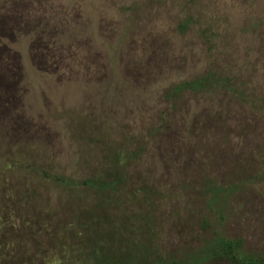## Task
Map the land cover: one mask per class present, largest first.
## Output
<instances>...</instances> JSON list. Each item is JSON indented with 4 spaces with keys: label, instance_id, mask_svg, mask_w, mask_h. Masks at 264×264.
<instances>
[{
    "label": "rangeland",
    "instance_id": "obj_1",
    "mask_svg": "<svg viewBox=\"0 0 264 264\" xmlns=\"http://www.w3.org/2000/svg\"><path fill=\"white\" fill-rule=\"evenodd\" d=\"M210 71L236 90L171 93ZM113 167L124 179L107 207L155 257L183 262L220 233L264 254V0H0L9 244L46 214L50 240L94 205L88 191L33 186L32 171Z\"/></svg>",
    "mask_w": 264,
    "mask_h": 264
},
{
    "label": "trees",
    "instance_id": "obj_2",
    "mask_svg": "<svg viewBox=\"0 0 264 264\" xmlns=\"http://www.w3.org/2000/svg\"><path fill=\"white\" fill-rule=\"evenodd\" d=\"M187 24L189 22L183 25L187 26ZM219 86H224L230 91L236 90L233 86L231 88L227 78H219L216 72L210 71L191 80L182 81L174 85L170 91L174 95H180L187 90L204 92ZM32 172L35 174L33 186L65 189L72 197L88 191L93 197L94 205L88 206L91 209L84 214V218L78 219L76 226L63 232L61 230L46 232L51 237L50 240L44 236L45 229L42 225L47 222V214L37 219L36 223L32 221L27 225L24 233L18 231L15 233L17 238L13 243L18 244L16 247L15 244H9L12 242L6 237L5 226L3 231L0 230V233H3L0 235L1 262L7 264H202L211 260H222L227 264H264V254L246 250L242 238L228 237L221 233L211 238L196 257L185 258L183 262L167 260L159 255L155 257L152 243L148 242L149 240L141 244L137 243L129 223L111 214L112 210L107 207L116 192L121 190L124 179L123 173L116 167L80 180L45 168H38ZM26 191L36 193V187ZM35 197L37 199L38 196H32L30 199L33 200ZM30 199L26 201L29 207ZM138 218L141 221L140 226L149 231L151 227L142 224L143 216L138 215ZM23 220L27 221V219ZM33 224L39 225L33 226ZM46 242H52V249L44 248ZM11 246L14 249L10 248Z\"/></svg>",
    "mask_w": 264,
    "mask_h": 264
}]
</instances>
